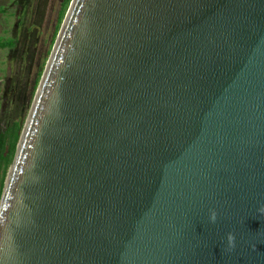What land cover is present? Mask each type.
I'll return each mask as SVG.
<instances>
[{"label":"water","instance_id":"water-1","mask_svg":"<svg viewBox=\"0 0 264 264\" xmlns=\"http://www.w3.org/2000/svg\"><path fill=\"white\" fill-rule=\"evenodd\" d=\"M0 264H264V0H72Z\"/></svg>","mask_w":264,"mask_h":264},{"label":"rangeland","instance_id":"rangeland-1","mask_svg":"<svg viewBox=\"0 0 264 264\" xmlns=\"http://www.w3.org/2000/svg\"><path fill=\"white\" fill-rule=\"evenodd\" d=\"M64 3L0 0V36L16 41L0 48V132L14 123L24 127L66 14Z\"/></svg>","mask_w":264,"mask_h":264},{"label":"trees","instance_id":"trees-1","mask_svg":"<svg viewBox=\"0 0 264 264\" xmlns=\"http://www.w3.org/2000/svg\"><path fill=\"white\" fill-rule=\"evenodd\" d=\"M71 0H65L62 13L67 12ZM16 41L13 38L5 39L0 36V48L13 47ZM22 127L14 123L7 130L0 132V197L4 186V179L12 164Z\"/></svg>","mask_w":264,"mask_h":264}]
</instances>
